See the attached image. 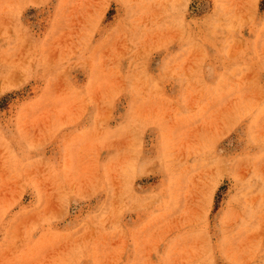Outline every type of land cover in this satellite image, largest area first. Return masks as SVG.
Returning <instances> with one entry per match:
<instances>
[{"label": "rangeland", "instance_id": "obj_1", "mask_svg": "<svg viewBox=\"0 0 264 264\" xmlns=\"http://www.w3.org/2000/svg\"><path fill=\"white\" fill-rule=\"evenodd\" d=\"M0 264H264V0H0Z\"/></svg>", "mask_w": 264, "mask_h": 264}]
</instances>
